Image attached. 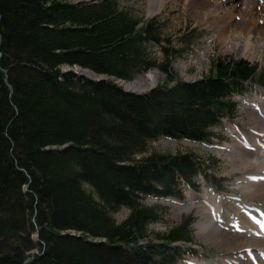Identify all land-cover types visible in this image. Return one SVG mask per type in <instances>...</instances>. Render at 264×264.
<instances>
[{
  "label": "trees",
  "instance_id": "1",
  "mask_svg": "<svg viewBox=\"0 0 264 264\" xmlns=\"http://www.w3.org/2000/svg\"><path fill=\"white\" fill-rule=\"evenodd\" d=\"M161 28L118 0H0V264H178L199 251L192 214L151 238L164 209L143 199L181 197L204 164L149 145L220 139L231 97L264 87V65L218 59L180 79L169 48L163 62L151 48ZM156 68L167 79L147 91L121 83Z\"/></svg>",
  "mask_w": 264,
  "mask_h": 264
},
{
  "label": "rangeland",
  "instance_id": "2",
  "mask_svg": "<svg viewBox=\"0 0 264 264\" xmlns=\"http://www.w3.org/2000/svg\"><path fill=\"white\" fill-rule=\"evenodd\" d=\"M74 1L91 2L95 0ZM118 1L121 7L134 15L145 19L155 18L161 25L162 32L167 39L161 45L154 44L151 48L160 62L165 59L166 47L169 48L172 66L180 79L191 81L212 74L213 70H215L214 63L218 59L232 62L248 60L252 63L257 62L260 65H264V56L262 57L261 52L251 56L249 52L244 53L240 48L228 49L223 41H219L213 36L216 29L204 25L198 19L199 16H196L191 9L183 4H179L176 7L175 0H170L165 7L156 11L150 10L149 0ZM188 40H190V43L187 44ZM90 75L94 76L95 74L90 72ZM151 75L155 77L154 80L151 79ZM96 77L99 78V76ZM166 79L167 75L161 69L156 68L147 71L133 81L121 83L128 90L143 92L158 83L166 81ZM246 86L247 89L243 94H234L231 97L239 102V109L236 115L231 119L226 118L221 126L215 128V131L221 137L220 139L215 138L212 142H198L185 138L172 139L162 137L159 140L152 141L149 145V150L152 151L193 152L204 164L202 172L196 176L195 188L187 183H181V197L156 198L148 196L143 199V203L147 205H157L164 209L161 218L148 226L151 238H154L157 233L167 232L187 214H192L195 217L193 224L194 242L192 246L199 251L194 257H189L188 260L190 258L201 261L209 259L216 264H223L222 259L227 253L225 249H220L215 244L210 243L203 236V233L200 232L199 223L205 218L202 214L203 204H195L193 207L185 209L179 216L176 215V203H184L189 198L190 193L202 196L207 193L210 197H212V193H215L221 197L222 207L225 211L228 210L236 214L239 221L241 220L240 223L249 222L248 216L244 213V201H251V199H245V194L239 185L241 177L254 169L250 167L242 170L234 169V159L228 155L230 148L227 147V144L234 143L235 138L239 135L249 137L257 134L259 136L262 135V139H264L263 130L253 116L254 112L249 111L250 109H255V102L259 104L261 109L259 110L263 111L264 87L259 84V81L256 83L253 81L247 82ZM202 200L209 203L203 197ZM254 201L256 202L257 200L255 199ZM257 203L259 202L257 201ZM253 211L257 213L256 210ZM129 213L130 210L127 207H122L113 215L116 220L122 221ZM191 259L180 264H187Z\"/></svg>",
  "mask_w": 264,
  "mask_h": 264
},
{
  "label": "bare ground",
  "instance_id": "3",
  "mask_svg": "<svg viewBox=\"0 0 264 264\" xmlns=\"http://www.w3.org/2000/svg\"><path fill=\"white\" fill-rule=\"evenodd\" d=\"M149 1L150 10L156 11L165 7L170 0ZM175 2L176 7L183 4L199 16L198 19L204 25L216 29L213 36L223 41L228 49L240 48L244 53L249 52L251 56L261 52L262 57L264 56V0H175ZM151 79L154 80L155 77L151 75ZM254 106L255 109L249 111L254 112L253 116L264 133V109L261 112L257 102ZM227 147L230 148L228 155L234 159V169L242 170L248 167L254 169L241 177L239 185L245 199H251L244 201V213L248 216L249 222L240 223L241 220L239 221L236 214L225 211L221 197L215 193L211 194L212 197L207 193L203 196L190 193L184 203H176L175 212L179 216L185 209L195 204H203L202 214L205 218L199 223V229L210 243L227 251L222 259L223 264H264V234H260L264 233V227L257 222H264V179H261L264 178V139L262 135L257 134L249 137L239 135L235 142L227 144ZM253 177L256 179H252ZM202 197L209 203L204 202ZM255 199L259 203L255 202ZM187 264L216 263L209 259L203 261L191 259Z\"/></svg>",
  "mask_w": 264,
  "mask_h": 264
},
{
  "label": "water",
  "instance_id": "4",
  "mask_svg": "<svg viewBox=\"0 0 264 264\" xmlns=\"http://www.w3.org/2000/svg\"><path fill=\"white\" fill-rule=\"evenodd\" d=\"M67 69H72V68H70V67L68 66ZM75 70H76L77 72H80L79 70H85V69H82V68H80V67H76ZM81 73H84V72L81 71ZM127 90H128V89H127Z\"/></svg>",
  "mask_w": 264,
  "mask_h": 264
},
{
  "label": "snow or ice",
  "instance_id": "5",
  "mask_svg": "<svg viewBox=\"0 0 264 264\" xmlns=\"http://www.w3.org/2000/svg\"><path fill=\"white\" fill-rule=\"evenodd\" d=\"M252 179H256L255 177H253ZM261 179H264V178H261ZM255 219V218H254ZM258 223H261V226L264 227V222L262 221H257ZM260 234H264V233H260Z\"/></svg>",
  "mask_w": 264,
  "mask_h": 264
}]
</instances>
